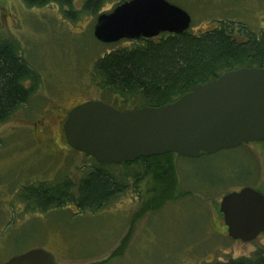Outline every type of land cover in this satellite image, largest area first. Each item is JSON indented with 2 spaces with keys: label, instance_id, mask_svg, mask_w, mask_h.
Instances as JSON below:
<instances>
[{
  "label": "rangeland",
  "instance_id": "1",
  "mask_svg": "<svg viewBox=\"0 0 264 264\" xmlns=\"http://www.w3.org/2000/svg\"><path fill=\"white\" fill-rule=\"evenodd\" d=\"M124 1L106 0L101 14ZM167 1L190 14L195 33L220 22L264 32V0ZM82 4L74 2L78 13L68 18L55 3L0 0V38L18 42L40 77L28 103L0 124V263L35 248L51 252L56 264H215L264 255V233L251 242L233 240L220 212L228 193L248 187L264 195V142L198 158L154 159L147 174L140 161L115 167L128 188L97 213L76 206L41 212L24 200L23 189L75 184L95 165L66 143L62 125L71 109L91 100L124 108L119 95L102 89L94 68L137 40L98 41L99 15L80 13Z\"/></svg>",
  "mask_w": 264,
  "mask_h": 264
},
{
  "label": "water",
  "instance_id": "2",
  "mask_svg": "<svg viewBox=\"0 0 264 264\" xmlns=\"http://www.w3.org/2000/svg\"><path fill=\"white\" fill-rule=\"evenodd\" d=\"M192 18L167 0H127L97 17L102 43L182 34ZM67 144L104 166L177 154L198 158L264 142V67H240L195 86L158 107L118 109L100 100L75 106L63 123ZM228 236L251 242L264 233V195L252 188L222 198ZM0 264H56L41 248Z\"/></svg>",
  "mask_w": 264,
  "mask_h": 264
},
{
  "label": "trees",
  "instance_id": "3",
  "mask_svg": "<svg viewBox=\"0 0 264 264\" xmlns=\"http://www.w3.org/2000/svg\"><path fill=\"white\" fill-rule=\"evenodd\" d=\"M76 1L83 3L80 13L96 16L101 14L106 2L24 0L29 7L55 3L68 18L78 13L74 10ZM238 33L244 35V39L237 38ZM240 67H264V32L256 35L242 25L220 22L204 32L188 30L178 35L164 33L151 39H139L130 48H121L100 58L95 64L94 76L100 78L102 89L110 97L120 96L124 110L171 103L195 86ZM39 78V73L24 59L20 44L0 38V124L28 103L37 90ZM117 105L115 102L112 106L118 108ZM173 155L176 154L110 166L92 158L95 165L77 183L65 180L46 187L31 186L23 189L22 197L41 212L76 206L80 213H97L128 188L126 176L118 179L114 175L115 167H127L140 161L147 174L154 168L149 161ZM138 176L135 175V184ZM215 264H264V255L258 252L253 259H231Z\"/></svg>",
  "mask_w": 264,
  "mask_h": 264
},
{
  "label": "flooded vegetation",
  "instance_id": "4",
  "mask_svg": "<svg viewBox=\"0 0 264 264\" xmlns=\"http://www.w3.org/2000/svg\"><path fill=\"white\" fill-rule=\"evenodd\" d=\"M62 130H63V125H62ZM65 137V136H64ZM66 140V139H65Z\"/></svg>",
  "mask_w": 264,
  "mask_h": 264
}]
</instances>
